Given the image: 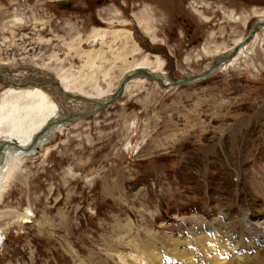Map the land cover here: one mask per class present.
<instances>
[{"label": "rangeland", "instance_id": "obj_1", "mask_svg": "<svg viewBox=\"0 0 264 264\" xmlns=\"http://www.w3.org/2000/svg\"><path fill=\"white\" fill-rule=\"evenodd\" d=\"M262 8L264 0H0V20L24 19L0 25V62L75 73L82 62L70 43L94 51L92 30L123 28L138 46L128 61L162 51L163 74L177 79L234 46ZM105 50L96 64L109 68L116 50ZM134 67L119 63L109 75L116 85ZM99 77L113 93L117 85ZM48 140L1 187L0 264H151L150 249L175 264L264 260V27L210 77L169 88L137 77Z\"/></svg>", "mask_w": 264, "mask_h": 264}, {"label": "bare ground", "instance_id": "obj_2", "mask_svg": "<svg viewBox=\"0 0 264 264\" xmlns=\"http://www.w3.org/2000/svg\"><path fill=\"white\" fill-rule=\"evenodd\" d=\"M255 16L257 19L262 20L264 18V9L257 13ZM23 21L24 20L22 17L13 15V12H11L4 21H2V19L0 20V25L3 24V26H6L9 24H20L23 23ZM140 21L141 20H139V22L137 23L142 26L143 32L147 34L148 39L154 41L155 37L152 32V28H150L147 24H141ZM89 36L91 43L96 44L98 42L100 44V47L97 48V50L95 49L94 51H89L80 48L81 46L78 45L79 41L77 40L73 41V45L72 43H70V47L74 48V57L82 62L75 73L72 72V70H66L64 72L62 70L63 68L61 70H52L51 73L49 71L43 70V68L33 65H20L15 69H9L10 66L15 65H9L7 63L0 62V73H2L7 80L15 83L32 80L36 83H39V85L27 88H13L4 86V89L0 92V190L6 179L9 177L10 172L18 167L19 163L21 164L35 151L40 149L39 147H41V145H43L46 140H48L49 138L51 139L52 134L59 128V126L61 127L72 124L70 122V124L67 123V118H69L67 115L71 116L77 113L84 114L89 110L96 108L98 102H102L114 93L113 92L107 95L105 94L104 89H100L98 85V78H100L99 76H102V81H105V87L107 88L111 84L114 87H116L117 85L118 88V85L122 78L126 74L138 68H144L153 73H157L162 75L163 77H166L165 83H168V80L173 79L171 76H166L163 74L164 64L162 62V59L158 57L157 53H154L152 55L146 53L142 55V57L138 60L133 59V62L127 60V57H129L131 54H134V52L136 53L138 49L137 44L132 39L131 31L123 28L99 27L92 30ZM254 38L251 42H253ZM241 39L238 40L235 45L239 43ZM250 43L248 45H250ZM74 44L76 46H74ZM114 47L116 51L113 52V59L112 61H110L111 63H109V68H102L101 66H99V64L97 65L96 62L98 60L104 62L103 60L105 59V57L103 50H105V48H108V50L112 52V49ZM232 47L233 46L229 47L228 50L224 48L221 52H223L224 54L228 52ZM243 48L239 51V53L243 50ZM236 57L237 56H235L234 58L236 59ZM233 59L230 62H232ZM230 62H225L219 69H221L225 65H228ZM119 63L120 66H124L128 63H133L135 67L131 71H128L125 75H122L120 77L119 83L115 85L113 81L114 77L109 75V70H111L110 68H114V66ZM70 68L72 67L70 66ZM219 69H217V71ZM9 72L14 75L18 74V76L12 78L11 76H9ZM137 77L147 79L143 76L133 77L125 84L123 93L131 84L136 83ZM57 84L60 86L62 91L58 89ZM67 93L70 95L86 97L89 99V101L67 98ZM49 97L52 99V101ZM66 102H69L70 104L65 106L64 104ZM73 105H78V107H81V111L73 110L74 112H72V109H69V107L74 108ZM63 118L64 120H61ZM61 122H65V124H62ZM34 140H36L35 142L38 149H35V146L31 148ZM174 246L175 248L179 247L176 243L174 244ZM181 249L183 250L184 248ZM225 254V251L221 252V254H218V256L216 257L217 263H222L220 260L225 256ZM251 256L232 257L229 261L226 260V264H233L235 262L241 263L245 259L251 258ZM134 258L136 260V264H142V260H139V257L135 256ZM145 258H147L151 264H175V260H177L175 258H168V256L164 257L160 252L151 249L146 254ZM121 259H123L124 262L127 260L126 257H123ZM191 259H193V257L188 260H182L181 264H195ZM258 259L259 262L257 261L256 264H264V260H260V258Z\"/></svg>", "mask_w": 264, "mask_h": 264}, {"label": "water", "instance_id": "obj_3", "mask_svg": "<svg viewBox=\"0 0 264 264\" xmlns=\"http://www.w3.org/2000/svg\"><path fill=\"white\" fill-rule=\"evenodd\" d=\"M64 5H65V3H64ZM263 27H264V18L262 20L255 19V21L249 27L247 34L241 39V41H239V43H237L235 46H233L228 52L217 56L206 69H204L203 71H201L197 74L186 75L184 77L177 78V79L173 78L171 80H168V83H165L166 77H163L160 74L153 73V72H151L147 69H144V68L135 69V70L131 71L130 73L126 74L122 78V80L120 81L116 91H114V93L112 95H110L108 98H106L102 102H98L96 108L89 110L88 112H86L84 114L83 113H77V114L71 115V116L67 115L69 117V118H67L68 119L67 123L68 124L73 123L74 121L82 119V118L89 116L93 113H97V112L105 109L109 105L113 104L123 94L125 84L135 76H143V77L149 78V79L155 81L162 88H169L172 86H189V85H192L193 83L198 82L204 78L210 77L211 75H213L217 71V69H219L221 67L222 64H224L225 62H230L235 56H237L239 51L243 47L247 46L252 41L255 34ZM149 48L153 49L152 47H149ZM156 53H158L164 57H167L166 54L162 51L161 52L158 51ZM18 66H20V65L10 66L9 69H15ZM0 84L5 86V87H13V88H27V87H33V86L39 85V83H36L32 80H27V81H23L20 83H15V82L7 80L2 73H0ZM57 86H58V89L60 91H62V89L60 88V86L58 84H57ZM66 97L71 98V99H82L84 101H89V99L86 97H80L77 95H70L68 93L66 94ZM58 120H60V119H58ZM61 120H64V118ZM62 124H65V122H63ZM35 141L36 140L33 141L31 148H33L35 146V149H38Z\"/></svg>", "mask_w": 264, "mask_h": 264}, {"label": "flooded vegetation", "instance_id": "obj_4", "mask_svg": "<svg viewBox=\"0 0 264 264\" xmlns=\"http://www.w3.org/2000/svg\"><path fill=\"white\" fill-rule=\"evenodd\" d=\"M21 17V16H20ZM24 20V19H23ZM18 21V20H17Z\"/></svg>", "mask_w": 264, "mask_h": 264}]
</instances>
